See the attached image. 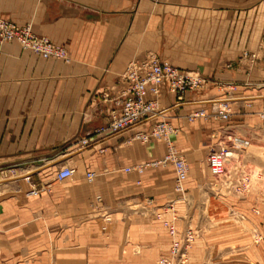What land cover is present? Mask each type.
<instances>
[{
  "label": "crops",
  "instance_id": "obj_1",
  "mask_svg": "<svg viewBox=\"0 0 264 264\" xmlns=\"http://www.w3.org/2000/svg\"><path fill=\"white\" fill-rule=\"evenodd\" d=\"M0 19L30 25L70 59L43 60L15 42L1 49L0 176L19 173L0 180V264H153L167 257L171 239L152 215L175 172L171 166L170 186L160 189L148 170L166 155L165 142L142 147L132 138L160 117L120 133L100 131L117 110L103 93L131 61L152 53L181 71L237 84L244 96L233 101L263 109L264 0H0ZM220 96L213 85L187 92L183 103L164 86L157 97L178 130L170 140L188 162L186 195L198 190L189 178L193 165L221 133L187 116L208 113ZM71 163L83 166L78 177L56 182L62 164ZM139 165L149 166L142 174L123 171ZM87 172L96 175L92 183ZM125 196L149 215L126 217Z\"/></svg>",
  "mask_w": 264,
  "mask_h": 264
},
{
  "label": "rangeland",
  "instance_id": "obj_2",
  "mask_svg": "<svg viewBox=\"0 0 264 264\" xmlns=\"http://www.w3.org/2000/svg\"><path fill=\"white\" fill-rule=\"evenodd\" d=\"M187 72L201 75L197 71ZM213 85L221 92L222 96L217 98H221L222 102L212 103L208 116L203 120L209 124L215 123L214 128L221 132L212 138L210 150L218 142L229 141L232 144L233 156L227 166L232 169V192L225 190L223 183L209 175L207 161L204 159L203 162L193 165V175L189 177L196 183L198 190L186 195L184 182V191L178 192L174 180L171 193L156 202L158 211L152 216L158 221L159 230L168 235L164 222L171 220L172 212L168 209L173 206L177 216L175 225L182 238L184 239V233L188 229L192 231L194 240L189 244L183 240L187 250L185 264H261L264 259V239L259 242L256 239L264 236V108L253 106L256 101H233L237 96H244L236 93L238 86L233 82L223 84L206 79V85L201 90ZM231 98L232 101H228ZM224 104L229 111V118L221 122L216 113L218 107H223ZM173 129V134L176 135L178 130L174 127ZM84 140L86 139L80 140V147L86 146ZM134 143L142 147L148 146L136 140ZM160 161L162 158L151 164L148 171L152 173L160 189H163L170 186L172 165L161 164ZM65 166L75 169V178L78 177L79 170H83V166L77 163L62 164V167ZM18 173H4L0 176L2 184L14 176L17 177ZM124 173L127 174L125 171ZM218 184H222L220 190L216 188ZM244 185L248 187L245 192L236 191V186ZM122 201L126 217H134L140 213L149 215L145 207L132 201V197L125 196ZM97 213L99 212L94 214ZM159 258L161 257L153 264Z\"/></svg>",
  "mask_w": 264,
  "mask_h": 264
},
{
  "label": "built area",
  "instance_id": "obj_3",
  "mask_svg": "<svg viewBox=\"0 0 264 264\" xmlns=\"http://www.w3.org/2000/svg\"><path fill=\"white\" fill-rule=\"evenodd\" d=\"M15 42L24 51H28L43 60H59L64 63L69 62L68 51L61 46L54 45L48 39L38 37L32 33L30 25L19 26L6 19H0V54L4 44ZM251 59L255 60L256 55L251 54ZM206 85V79L198 74L181 71L170 63L159 59L155 54L149 53L143 60L131 61L123 73L118 77L115 84L103 93V99L114 104L117 110L111 112L110 120L106 127H102L100 131L109 130L111 133H120L131 130L141 122L159 118L160 121L155 123L149 133H137L135 138L142 143H147L151 139H161L165 142L167 153L160 161L161 164H171L175 172V189L183 192V183L188 174V165L185 159L180 156L170 135L174 133L173 127L165 119L166 110L161 108L158 95L162 86L166 91L174 95L177 103H183L187 92L199 91ZM152 97L149 98L148 96ZM217 117L226 121L229 118V111L226 105L219 106L217 109ZM208 115L205 111L200 110L190 113L187 120L195 122L204 119ZM88 143L87 140L83 141ZM232 144L227 142H218L207 155V167L209 175L223 183L225 190L232 192V169H228L229 160L233 156ZM154 164V163H152ZM149 165H139L123 169L125 172H136L142 174L144 169ZM75 169L72 167H62L54 175L56 182H62L74 176ZM95 173L87 172L85 180L88 183L94 181ZM245 182V181H244ZM247 183V182H245ZM218 184L216 188L220 190ZM248 187H237V192H245ZM37 190H32L28 194L36 196ZM169 211L172 212L171 220L165 221L164 224L168 228V236L171 239L169 255L161 257L156 264H185L187 262V250L184 243L189 244L194 240V234L191 230L184 233V239L178 232L176 227L177 216L175 215L173 206ZM264 239L259 236L257 242Z\"/></svg>",
  "mask_w": 264,
  "mask_h": 264
}]
</instances>
